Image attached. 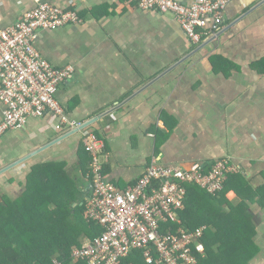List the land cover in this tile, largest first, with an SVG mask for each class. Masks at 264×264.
I'll use <instances>...</instances> for the list:
<instances>
[{
  "label": "crops",
  "instance_id": "crops-1",
  "mask_svg": "<svg viewBox=\"0 0 264 264\" xmlns=\"http://www.w3.org/2000/svg\"><path fill=\"white\" fill-rule=\"evenodd\" d=\"M39 2L80 9L81 23L40 30L34 45L52 65L73 66L56 98L81 124L58 129L60 117L47 112L2 133L0 202L54 188L55 198L83 206L85 129L103 138V173L119 188L152 159L187 166L229 156L238 171L217 198L244 218L240 245L255 251L228 264H264V0H227L220 29L198 42L171 13L135 0H0V28ZM3 110L0 102V121Z\"/></svg>",
  "mask_w": 264,
  "mask_h": 264
},
{
  "label": "built area",
  "instance_id": "built-area-1",
  "mask_svg": "<svg viewBox=\"0 0 264 264\" xmlns=\"http://www.w3.org/2000/svg\"><path fill=\"white\" fill-rule=\"evenodd\" d=\"M226 4L227 0H193L190 4L178 0H135L140 9L171 13L192 42L220 29ZM82 20L77 7L60 8L39 2L14 24L0 28V102L4 105L0 135L47 112L60 117L58 129L81 124L67 118L56 98L58 87L71 77L73 66L52 65L34 42L40 30H54ZM81 141L89 156L90 183L83 217L96 223L101 232L72 246L70 257L86 264H137L133 259L127 260L137 250L145 264H198L205 255L200 239L206 225L186 228L178 211L185 206L187 184L212 196L219 194L228 176L238 171L230 157L187 166L152 159L133 183L119 188L103 173L107 153L101 135L85 129ZM51 264L63 263L54 257Z\"/></svg>",
  "mask_w": 264,
  "mask_h": 264
},
{
  "label": "trees",
  "instance_id": "trees-1",
  "mask_svg": "<svg viewBox=\"0 0 264 264\" xmlns=\"http://www.w3.org/2000/svg\"><path fill=\"white\" fill-rule=\"evenodd\" d=\"M226 181L219 194L223 193ZM53 192L54 188L48 189L45 196L41 188V197L27 192L21 199L0 202V264H51L54 257L63 264H86L73 260L70 250L80 244L81 238L93 237L101 229L84 219L82 205L72 207V202L55 198ZM219 194L212 196L194 184H187L185 206L178 211L186 228L206 225L200 239L205 255L198 264H228L234 259L244 262L255 251L240 245L246 239L245 220L229 216L221 208ZM132 259L145 264L137 250L127 260Z\"/></svg>",
  "mask_w": 264,
  "mask_h": 264
},
{
  "label": "rangeland",
  "instance_id": "rangeland-1",
  "mask_svg": "<svg viewBox=\"0 0 264 264\" xmlns=\"http://www.w3.org/2000/svg\"><path fill=\"white\" fill-rule=\"evenodd\" d=\"M84 238H86V237L81 238V240H83Z\"/></svg>",
  "mask_w": 264,
  "mask_h": 264
}]
</instances>
